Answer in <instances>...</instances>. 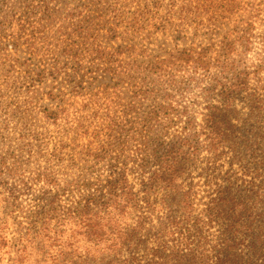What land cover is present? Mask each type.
<instances>
[{"label": "rangeland", "instance_id": "obj_1", "mask_svg": "<svg viewBox=\"0 0 264 264\" xmlns=\"http://www.w3.org/2000/svg\"><path fill=\"white\" fill-rule=\"evenodd\" d=\"M200 1L206 2L197 6L195 0H105L106 3L103 0H0V24L3 25L0 29V158L7 166L17 169L19 179L6 180L7 188L18 192L13 205L19 208L12 219L26 224V215L44 208L43 191L48 189L34 181L43 172L51 173L60 189L67 186L64 181L88 182L96 189L97 185L111 179L113 173L125 172L136 192L141 193L140 182L149 178L156 160L178 142L182 120L171 114L169 119L161 117L159 122L143 128L149 111L157 104L152 100L142 101L131 109L132 86L140 84L137 82L142 78L146 79L145 83L152 82L149 91L155 94L165 88L166 74L159 77L151 74L149 65L163 61L168 53L206 48L210 44L217 47L225 38L235 36V28L251 22L254 38L243 65L250 73L247 81L250 88H257V77L264 80V72L252 74L264 58L260 42L264 36V0H196ZM98 19L107 24H100ZM76 63L80 67H76ZM53 65L59 70L57 82L29 87L27 97H23L18 88L14 99L12 96L8 99L7 89L19 87L18 81L23 87L31 85L23 80L27 74L30 81L35 73L42 70L47 73ZM74 69H79L83 95L75 98L66 95V114L57 125L44 126L38 112L39 105L46 103L43 93L51 90L66 93L71 83L66 77ZM171 74L182 83V79L189 76L195 75L198 79V86L188 85L187 94L182 100H176L181 106L176 107L188 108L195 122L201 123L202 116L207 115V102L200 93L211 83L213 69L199 75L186 66ZM117 77L121 81L119 87L113 86L119 83ZM93 78H97V82L89 86L95 81ZM5 101H11L12 115L16 118L6 119L2 111ZM217 101L219 98L214 99V104ZM244 104L246 98L237 97L228 117L236 138L247 128L249 111ZM83 105L88 107L85 112L81 109L78 115L76 112ZM79 116L83 117L81 123L91 129L89 135L97 126L106 129L108 134L107 127H110L114 131L112 138L89 136V139L73 142ZM25 142H29L30 147L23 148ZM64 144L69 148L63 150ZM260 149L264 155V147ZM247 157L243 160L246 169L231 165L236 159L226 150L217 158L202 153L187 159L177 184L188 193L185 198L188 201L169 203L165 190H157L156 197L151 195V201L157 200L155 207L160 211L157 217L149 218L148 226L155 230L159 222L168 217H181L188 227L198 224L211 239L218 227L210 222L209 206L218 187L226 180L243 185L253 177L255 185L264 188V178L252 170L256 157ZM50 190L51 195H55L54 187ZM85 196L86 193L76 191L61 194L59 205L68 207L72 201ZM11 203L0 204V220L10 211ZM0 258V264H9L5 250L0 251Z\"/></svg>", "mask_w": 264, "mask_h": 264}, {"label": "trees", "instance_id": "obj_2", "mask_svg": "<svg viewBox=\"0 0 264 264\" xmlns=\"http://www.w3.org/2000/svg\"><path fill=\"white\" fill-rule=\"evenodd\" d=\"M205 2L195 0L197 6ZM98 21L100 24H107L99 19ZM253 24L243 23V26L235 28V36L225 38L217 47L210 44L206 48H186L168 53L163 61L150 63L151 74L157 77L165 74L167 76L165 88L158 94L149 91L152 84L150 80L145 83L146 79L141 78L137 82L140 84L135 83L137 85L132 86L134 93L130 98L131 109L142 101L152 100L157 104L149 111V119L143 128L147 129L155 121L159 122L161 117L169 119L171 114L182 120L178 142L156 160L149 178L140 182L141 193L136 192L125 172L113 173L111 179L104 185H97L96 189H92L94 185L91 183L79 184L78 181H64L67 186L60 189L51 173H39L34 181L48 190L54 187L55 195H51L52 190L46 191L43 188V194L46 196L44 208L26 215L24 219L27 223L22 224L15 221L17 218L12 219V214L19 208L13 205L18 192L8 189L6 183L8 179L19 181L16 178L18 171L7 166L0 158V204L9 205V202H12L10 211L0 220V251L5 250L8 254V263L264 264V188L255 185L253 177L250 182H243L244 186L228 183L226 180L224 185L217 188L215 198L209 206V217L218 230L211 239L198 224L188 227L185 225V219L181 217H168L164 222H159L155 230L148 226L149 218L157 217L160 211L155 207L157 200L155 203L151 201V195L156 197L157 190H165V199L169 203L188 201L185 199L188 193L180 189L177 181L185 168V161L191 157L206 153L217 158L226 150L236 159L231 165L237 164L242 169H246L243 160L248 158L247 155L250 159L256 157L252 170L257 176L259 174L264 178V155L260 152V147H264V80L257 77V88H250L247 82L250 73L243 65L244 56L254 38ZM260 42L264 47V36ZM259 63L260 66L256 67L252 74L259 75L264 72V58ZM55 64L59 66V62ZM186 66L192 68L194 74H208L212 69L214 71L211 83L200 93L207 102V115L202 116L199 124L189 114L188 108L176 107L177 104L180 105V101L176 100H182L187 94L188 85L198 86L195 75L183 78L182 83L176 75L171 74L173 70L184 69ZM76 67L80 65L76 63ZM9 68H12V65ZM57 68L53 65L47 73L43 70L37 72L30 81L27 80L30 77L27 74L23 80L31 85L23 87L21 81H18L19 87L7 89L10 92L7 94L8 99L10 96L14 99L18 88L23 97H27L29 87L57 82ZM78 75L79 69H74L72 74L65 76L71 80L66 93L59 90L43 93L46 103L39 105L38 112L44 126L57 125L66 114V95L73 98L83 95V81L78 80ZM92 80L95 81L89 86L97 82V78ZM118 80L119 83L113 86H121V81ZM240 96L246 98V104L243 106L249 112L246 116L247 128L236 138V134L231 132L233 126L228 117L235 99ZM216 98H219V101L214 104ZM11 101H5L2 109L7 120L16 118L12 115ZM87 107L81 106L76 113L81 114V109L85 112ZM82 119L80 116L76 119L73 142L89 139V136L93 138L105 135L112 138L114 131L110 127H107L108 134L106 129L97 126L89 135L91 129L81 123ZM29 134L31 136L32 132ZM21 137L25 138L24 135ZM23 144V148L30 147L29 142ZM68 148L69 146L64 144L63 150ZM52 154L55 157L56 150ZM259 158L260 160H257ZM259 170L263 172L260 173ZM5 177L6 179H3ZM75 191L84 192L86 196L72 201L68 207L59 205L61 194ZM136 212L138 215H135ZM133 218L137 221L134 222ZM149 244H153L152 248Z\"/></svg>", "mask_w": 264, "mask_h": 264}]
</instances>
